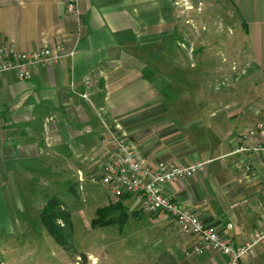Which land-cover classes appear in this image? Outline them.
I'll return each mask as SVG.
<instances>
[{
  "label": "crops",
  "instance_id": "crops-1",
  "mask_svg": "<svg viewBox=\"0 0 264 264\" xmlns=\"http://www.w3.org/2000/svg\"><path fill=\"white\" fill-rule=\"evenodd\" d=\"M68 1L0 0L5 44L76 53L32 70L28 79L0 75V228L15 225L13 195L35 190L39 199L45 177L66 185L75 167L93 182L113 147L104 140L115 134L148 164L210 161L164 193L224 239L237 246L251 241L264 215V157L233 152L264 143V0H226L237 9L244 41L240 48L231 42L234 73L227 58L218 60L217 76L227 70L229 83L211 91L209 61L178 47L174 0H77V16ZM247 158L251 173L244 171ZM108 194L90 230L117 236L108 264H226L212 249L192 254L199 237L181 235L166 213L146 212L137 196ZM83 254L105 261L90 249ZM240 264H264V245Z\"/></svg>",
  "mask_w": 264,
  "mask_h": 264
},
{
  "label": "rangeland",
  "instance_id": "rangeland-1",
  "mask_svg": "<svg viewBox=\"0 0 264 264\" xmlns=\"http://www.w3.org/2000/svg\"><path fill=\"white\" fill-rule=\"evenodd\" d=\"M174 8V19L179 26L180 35L177 40L178 47L184 53L183 55L191 56L193 48L192 51L196 57L205 58L211 65L212 80L206 84L205 89L211 91L213 86L219 89L222 84H228V79L225 80L229 78L226 75L227 70L221 72V77L217 76V70L219 69L218 60L227 58L228 69L235 72L233 69L235 66L232 64L238 54L235 53V47L231 42L237 39L236 44L240 48L244 41V37L240 34L241 20L235 5L226 0H174ZM220 42L226 43L227 49L221 51L215 49ZM181 51L177 52L178 57L182 54ZM215 75L217 77H213ZM219 79L224 80L220 82ZM74 169L75 167L72 172L69 170L66 185L65 183L55 184L54 179L45 177L49 183L38 188L41 190L39 199L35 195V190L30 194L19 192L18 197L13 195L15 225L0 228V264L95 263V260H89L83 254L89 249L93 250L99 261L102 260V256H105L102 264H108L110 255L117 249L114 248L113 242V238L117 236L106 233L100 236L90 230L92 219L96 216L95 208L101 205L103 197L107 201L109 194L99 182L90 180L87 182V179L85 182H80L75 175L77 171ZM54 196L64 201L66 209L64 211L71 215L75 248L69 252L56 242L41 219L46 203ZM116 244L119 243L116 242Z\"/></svg>",
  "mask_w": 264,
  "mask_h": 264
},
{
  "label": "built area",
  "instance_id": "built-area-1",
  "mask_svg": "<svg viewBox=\"0 0 264 264\" xmlns=\"http://www.w3.org/2000/svg\"><path fill=\"white\" fill-rule=\"evenodd\" d=\"M68 11L79 15L77 0L68 1ZM75 54L74 51L64 53L62 49L48 48L21 52L0 39V75L16 72L20 78L28 79L32 70L48 68L61 63L66 56L74 57ZM254 133L255 131H251L249 134ZM243 139L245 137H239L240 141ZM109 143L113 147L106 148L103 159L99 162V171L93 173L90 179L104 186L112 197L121 199L125 195L137 196L146 212L166 213L181 235L199 237L198 244L191 251L192 254L199 255L212 249L227 257L226 264H240L244 258H257L259 246L264 245V215L253 239L237 246L224 239L215 226L203 223L197 212L183 209L176 200L164 193L167 184L183 177L194 176L210 161L179 165L148 164L137 155L127 139L112 134L110 139L104 140V144ZM233 154L264 157V143L240 146ZM244 171H253V162L248 158L244 160ZM78 177L80 182H85L83 171H78Z\"/></svg>",
  "mask_w": 264,
  "mask_h": 264
},
{
  "label": "trees",
  "instance_id": "trees-1",
  "mask_svg": "<svg viewBox=\"0 0 264 264\" xmlns=\"http://www.w3.org/2000/svg\"><path fill=\"white\" fill-rule=\"evenodd\" d=\"M128 196L130 195H125L121 199ZM64 205L65 203L62 199H59L57 196L51 197L45 205L41 219L56 242L69 252L75 246L72 235L71 215L69 212L64 211L66 210ZM100 212L103 214L106 210Z\"/></svg>",
  "mask_w": 264,
  "mask_h": 264
}]
</instances>
